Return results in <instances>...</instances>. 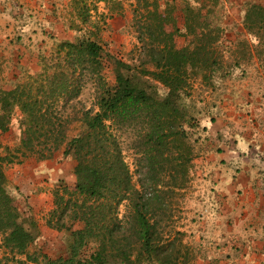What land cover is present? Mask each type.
Wrapping results in <instances>:
<instances>
[{
  "label": "trees",
  "instance_id": "trees-1",
  "mask_svg": "<svg viewBox=\"0 0 264 264\" xmlns=\"http://www.w3.org/2000/svg\"><path fill=\"white\" fill-rule=\"evenodd\" d=\"M186 12V28L195 40L193 46L179 48L174 33L166 29L168 16L159 3L137 0L138 63L118 60L114 86L103 74L104 47L84 38L61 43L58 62L45 65L15 88L0 91V131L9 130L15 110L20 111L24 131L14 150L6 147L13 154L0 155V239L5 248L29 258L28 248L39 236L38 225L28 228L21 220L7 190L5 165L33 155L52 158L66 145L64 155L75 159L78 182L74 190L56 193L47 224L70 231L71 240L68 256L48 260L49 264L187 262V233L177 225L176 216L178 196L189 181L193 160L187 129L192 116L182 97L188 94L190 70L215 63L220 36L214 34L215 28L204 30L210 26L201 20V11L194 16L188 6ZM244 29L258 40L257 52L264 54V5L247 7ZM244 45L251 44L245 39ZM90 81L98 109L79 110L84 131L68 140L69 125L77 116L65 115V109L76 110L74 100ZM160 85L166 89L163 96ZM127 133L138 155L137 183L120 146ZM123 203L126 209L120 215ZM76 223L82 226L74 228ZM90 242L95 249L81 257Z\"/></svg>",
  "mask_w": 264,
  "mask_h": 264
},
{
  "label": "rangeland",
  "instance_id": "rangeland-1",
  "mask_svg": "<svg viewBox=\"0 0 264 264\" xmlns=\"http://www.w3.org/2000/svg\"><path fill=\"white\" fill-rule=\"evenodd\" d=\"M148 1H157L161 11L168 16L166 29L174 33L175 44L179 48L194 45V35L186 28V15H188L186 10L188 6L193 9L194 16L201 11V20H205V23L210 26L204 30L215 28L214 34L218 33L220 36L219 41L215 45V63L208 68L195 67L190 70L191 77L188 94H184L182 97L189 115L192 116L187 129L189 140L193 147V160L190 164L189 181L178 196L179 202L176 212V216L178 217L177 225L187 233L184 242L190 248V255L185 264H264V259L259 258L251 260L252 262L248 261V258L245 256L246 243L244 240L218 239V233L224 234V229L221 230L217 227L218 220L216 219L218 218L217 211L221 210L223 201L220 202L218 200L214 181L210 177L211 174L207 175L206 172L208 171L204 169L214 159H210V155H201L202 144L198 145L200 142L207 144L210 140V136L205 137V132L208 131V128L202 126L203 116L207 119L213 118L214 122L215 120L217 121V117H212L208 112L211 100L207 99L209 94L206 92L214 86L223 88L225 82L229 83L231 80H234L233 84L235 87H239V89H236L238 93H241L239 90H242L247 82L251 85V82H254L256 84L254 87L258 85L263 87L264 85V54L260 55L257 52L256 45L258 44V40L254 36L248 35L244 29L246 9L250 4L255 3V0H234L236 5H231L228 2L229 0ZM126 4L118 6L109 3L106 7L110 11L106 13L101 9L98 0H69L67 5L62 4V7H58V10L61 9V17H64V22H66V31L62 36L53 37L51 38L53 40L50 41L33 37L24 38L14 32L9 35L0 24V32H4V34L0 35V91L13 89L19 84L26 82L29 76H35L40 73L45 65L58 62L60 60L58 49L61 43H74L84 38L95 40L104 47L106 56L103 74L108 84L114 86L116 84L118 60L132 64L138 63V55L135 50L138 43V31L134 19L137 0H133L132 2L126 0ZM121 8H123V12H130L132 18L125 24L121 35L114 36L106 28L107 19L112 12H115L113 10H120ZM242 18L243 20H241ZM1 23L6 28L9 27L8 21H2ZM18 25L19 22L16 23V26ZM201 30V28H197V31ZM245 39L251 45H244ZM42 42L44 44H41L42 48L39 50V53L32 51L28 57L20 56L21 59L17 63L11 60L12 64H9L6 50L9 51L10 48L14 49L18 46H25L26 43L33 48V45H38ZM61 54L63 55L64 52H61ZM205 75L207 76L206 78L203 77ZM158 89L162 96L166 93V89L163 86L160 85ZM95 98L96 89L90 81L86 84L81 94L74 100L76 110L73 107L64 108L65 115L77 116L69 125L68 140L84 131L79 110L92 107L97 110ZM15 111L9 130L0 133L1 156H11L14 148L23 139L24 131L20 124L21 114L19 110ZM131 140V134H123L120 146L125 160L133 172V180L137 183L139 179V174L136 172L138 155L136 154V150L132 148ZM7 146L13 150L8 151L6 149ZM65 147L66 145H63L55 154H64ZM32 157L43 160L39 159L36 155L29 158ZM74 162L76 166V161ZM9 164L12 163L5 165V172ZM76 177L78 182L77 174ZM77 182L73 187L61 183L53 192V202L55 203L56 193L63 192L64 188L74 190ZM13 199L25 226L32 228L34 224L38 225V221L27 215L26 212H22L17 198L13 197ZM54 207L55 205L53 209ZM125 209L126 203L121 204L119 207L120 215L125 213ZM51 211L46 215V223ZM67 222L69 224V221ZM80 226L82 224L76 223L74 228ZM208 228H211L212 235L210 236ZM51 229L54 232H51L48 236L49 240H38L37 238L28 248L29 258L24 254H17L5 248L0 239V264H49L48 260L67 257V246L69 240H71L70 231ZM95 246L94 242L88 243L81 250L80 256L86 258L93 252Z\"/></svg>",
  "mask_w": 264,
  "mask_h": 264
},
{
  "label": "crops",
  "instance_id": "crops-1",
  "mask_svg": "<svg viewBox=\"0 0 264 264\" xmlns=\"http://www.w3.org/2000/svg\"><path fill=\"white\" fill-rule=\"evenodd\" d=\"M68 1L0 0V24L9 35L14 32L24 38L53 40L51 38L62 36L66 31V22L58 7L67 5ZM228 2L236 5L234 0ZM254 2L264 5V0ZM109 3L127 5L126 0H98L106 13L110 11L106 7ZM113 11L106 28L114 36L121 35L132 14L123 12V8ZM2 21H8L9 27L6 28ZM2 34L4 32H0ZM41 44L44 43L31 48L26 43L6 50L9 64L11 60L17 63L20 56L28 57L32 51L39 53ZM233 81L225 82L223 88L214 86L206 92L207 99L211 100L208 112L216 116L217 121L203 116L202 126L208 128L205 137L210 136V140L198 145L202 144L201 155L214 159L204 169L207 175L211 174L218 200L223 201L216 219L217 227L224 229V234L218 233V239L244 240L245 256L252 262L264 259V85L254 87V82L252 85L247 82L238 93L239 87H235ZM74 161L71 155L57 153L52 158L32 157L6 168L9 193L17 198L22 212L38 221V240H49L48 236L54 232L46 223V215L54 206V190L61 183L73 187L77 182ZM208 233L212 235L211 228Z\"/></svg>",
  "mask_w": 264,
  "mask_h": 264
}]
</instances>
